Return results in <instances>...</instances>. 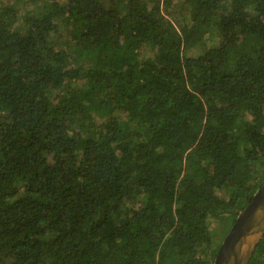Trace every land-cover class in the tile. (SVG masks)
I'll return each mask as SVG.
<instances>
[{"label":"trees","instance_id":"trees-1","mask_svg":"<svg viewBox=\"0 0 264 264\" xmlns=\"http://www.w3.org/2000/svg\"><path fill=\"white\" fill-rule=\"evenodd\" d=\"M263 184L264 0H0V264H214Z\"/></svg>","mask_w":264,"mask_h":264},{"label":"water","instance_id":"water-1","mask_svg":"<svg viewBox=\"0 0 264 264\" xmlns=\"http://www.w3.org/2000/svg\"><path fill=\"white\" fill-rule=\"evenodd\" d=\"M264 238V184L239 213L224 238L214 264H250Z\"/></svg>","mask_w":264,"mask_h":264},{"label":"rangeland","instance_id":"rangeland-1","mask_svg":"<svg viewBox=\"0 0 264 264\" xmlns=\"http://www.w3.org/2000/svg\"><path fill=\"white\" fill-rule=\"evenodd\" d=\"M211 229H213V247H217L222 240L223 227L217 225L216 222H211ZM226 237V236H225ZM223 242V241H222ZM222 244V243H221ZM221 246V245H220Z\"/></svg>","mask_w":264,"mask_h":264}]
</instances>
